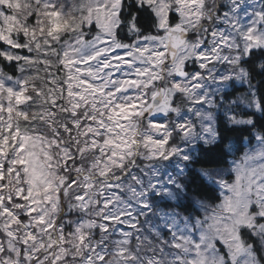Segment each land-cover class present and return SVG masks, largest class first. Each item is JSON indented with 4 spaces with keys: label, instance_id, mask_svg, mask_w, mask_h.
I'll use <instances>...</instances> for the list:
<instances>
[{
    "label": "snow or ice",
    "instance_id": "6c2138e0",
    "mask_svg": "<svg viewBox=\"0 0 264 264\" xmlns=\"http://www.w3.org/2000/svg\"><path fill=\"white\" fill-rule=\"evenodd\" d=\"M11 2L0 264H264V0Z\"/></svg>",
    "mask_w": 264,
    "mask_h": 264
},
{
    "label": "trees",
    "instance_id": "16d2710c",
    "mask_svg": "<svg viewBox=\"0 0 264 264\" xmlns=\"http://www.w3.org/2000/svg\"><path fill=\"white\" fill-rule=\"evenodd\" d=\"M132 10H135L134 5H133V7H132ZM139 23H140L141 25H144V26L146 27V26L149 24V19H148V17L145 16L143 13H141L140 16H139ZM0 69H3V71L6 72V73L12 71V69H11L9 66L5 65V63H0ZM258 88L260 89V92H261L262 94H264V82H261V83L258 85ZM242 90H243V89H241V91H242ZM242 151H243V149L241 148V149H240V152H242Z\"/></svg>",
    "mask_w": 264,
    "mask_h": 264
},
{
    "label": "rangeland",
    "instance_id": "374dc122",
    "mask_svg": "<svg viewBox=\"0 0 264 264\" xmlns=\"http://www.w3.org/2000/svg\"><path fill=\"white\" fill-rule=\"evenodd\" d=\"M10 7L13 9V12L15 13L18 8V0H12ZM62 27H63L62 24H55L53 30L57 31Z\"/></svg>",
    "mask_w": 264,
    "mask_h": 264
}]
</instances>
